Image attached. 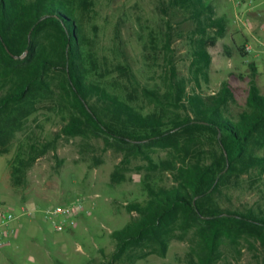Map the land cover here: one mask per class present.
<instances>
[{
  "label": "rangeland",
  "instance_id": "obj_1",
  "mask_svg": "<svg viewBox=\"0 0 264 264\" xmlns=\"http://www.w3.org/2000/svg\"><path fill=\"white\" fill-rule=\"evenodd\" d=\"M92 1L84 18V30L85 43L92 54L93 78L143 115H161L162 110L142 90L164 94L178 80L186 84L187 92L206 96L229 84L236 97L231 106L234 113L248 109L252 81L264 94V0H214L217 13L227 16L228 28L226 35L218 39L217 47L210 51L208 80L198 75V82L194 78L187 30L180 32L174 23L173 41L169 48L165 47L167 26L159 0ZM247 44L255 51L250 63L240 52V47ZM251 63L257 68L256 74ZM50 86V98L38 103L7 152L0 154V214L18 211L22 206L44 209L78 202H82L84 212L77 217L73 229L59 232L40 216L16 222L22 225L16 229V238H10L0 247V264H38L33 257L43 258L46 264H91V260L95 264L111 263L110 256L116 249L111 233L139 217L135 212L130 213L127 205L148 199L145 182L156 187L174 186L180 157L190 162L199 151L211 158L213 152L219 151L218 142L212 134L201 133L199 143L190 145L188 153L181 154L170 147H152L147 151L150 161L143 156L131 158L125 179L113 183L112 174L123 154L108 147L103 138L59 135L69 119L70 109L56 77H52ZM173 103L172 99L166 102L168 111L163 117L168 124L164 129L172 128L170 122L177 115H188L185 106ZM187 138L182 132L181 143L187 144ZM32 145L41 149L46 146L48 150L28 169L26 182L17 187L11 180V161ZM211 201L224 210L237 212L264 208L260 171L230 179ZM197 252L195 230L182 234L178 229L164 258L157 254L140 257L144 249L137 248L123 257L126 262L112 264H198ZM211 264H264V247L252 238L240 239L237 244L224 239Z\"/></svg>",
  "mask_w": 264,
  "mask_h": 264
},
{
  "label": "trees",
  "instance_id": "obj_2",
  "mask_svg": "<svg viewBox=\"0 0 264 264\" xmlns=\"http://www.w3.org/2000/svg\"><path fill=\"white\" fill-rule=\"evenodd\" d=\"M92 0H0V154L22 130L38 103L52 95L51 79L67 101L70 116L60 130L61 136L103 138L108 147L123 154L112 174V182L125 179L131 158L143 156L149 161L152 147H170L188 153L199 143L198 135L212 134L219 151L211 158L196 151L190 162L180 157L172 187L145 182L148 199L127 205L138 218L111 233L116 249L112 264L124 261L133 249H144L140 257L157 254L165 257L176 230L182 234L194 229L198 238V264H211L225 239L237 244L252 238L264 247V208L246 212L224 210L213 203L229 180L259 170L264 184V94L254 81L247 99L248 109L234 113L235 92L224 84L211 96L187 92L183 81H173L167 93L143 89L142 93L161 108V115H143L132 105L110 92L93 78L91 51L85 43L84 18ZM167 32L165 47L173 41L176 27L190 35L194 78L208 80L212 63L210 51L226 35L228 18L219 15L214 0H159ZM240 52L246 56L245 46ZM91 59V60H90ZM256 74L254 63L250 64ZM175 76L173 75V79ZM185 106L188 115H177L172 128L164 120L166 102ZM179 130V132H174ZM181 131V132H180ZM188 135L182 144L181 133ZM48 148L31 146L11 161V180L19 187L26 182L28 169ZM126 262V261H124ZM95 264V260L90 261ZM132 264V263H130Z\"/></svg>",
  "mask_w": 264,
  "mask_h": 264
},
{
  "label": "built area",
  "instance_id": "obj_3",
  "mask_svg": "<svg viewBox=\"0 0 264 264\" xmlns=\"http://www.w3.org/2000/svg\"><path fill=\"white\" fill-rule=\"evenodd\" d=\"M246 62L250 63V56L255 53L250 44L245 45ZM84 207L82 202L70 205H58L44 209L38 207L22 206L18 211H7L0 214V247L5 246L7 241L14 237L16 228L14 224L24 218L34 219L40 216L54 231L73 229L76 219L82 215Z\"/></svg>",
  "mask_w": 264,
  "mask_h": 264
},
{
  "label": "crops",
  "instance_id": "obj_4",
  "mask_svg": "<svg viewBox=\"0 0 264 264\" xmlns=\"http://www.w3.org/2000/svg\"><path fill=\"white\" fill-rule=\"evenodd\" d=\"M254 16L256 17V15H254ZM257 16L259 17L260 15H257ZM19 223L18 224H14V226H15L16 229H17V227H20L22 225V224H19ZM17 235H18V233H17ZM16 236L15 237H12L13 238L12 240H14L16 238ZM32 259L35 262L38 261L39 262L38 264H46V261L43 258L42 259L41 258L37 259V258L33 257Z\"/></svg>",
  "mask_w": 264,
  "mask_h": 264
}]
</instances>
